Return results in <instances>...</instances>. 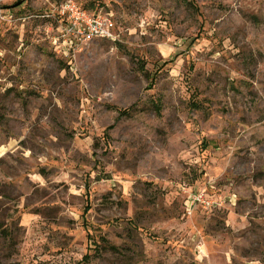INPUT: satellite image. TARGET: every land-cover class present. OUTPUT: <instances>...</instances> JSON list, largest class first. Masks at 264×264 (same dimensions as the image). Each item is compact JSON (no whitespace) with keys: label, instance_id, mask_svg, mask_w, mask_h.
I'll return each instance as SVG.
<instances>
[{"label":"rangeland","instance_id":"1","mask_svg":"<svg viewBox=\"0 0 264 264\" xmlns=\"http://www.w3.org/2000/svg\"><path fill=\"white\" fill-rule=\"evenodd\" d=\"M63 1L0 0V264H264V0Z\"/></svg>","mask_w":264,"mask_h":264},{"label":"built area","instance_id":"2","mask_svg":"<svg viewBox=\"0 0 264 264\" xmlns=\"http://www.w3.org/2000/svg\"><path fill=\"white\" fill-rule=\"evenodd\" d=\"M56 12L53 17L59 26L58 34L53 38V47L57 53L67 56L80 51L83 45L91 41H114L117 38L116 23L108 14L90 12L74 0L63 1L58 5ZM216 205L221 206V203L209 198L202 190L189 195L184 212L191 216L198 208L211 211Z\"/></svg>","mask_w":264,"mask_h":264},{"label":"trees","instance_id":"3","mask_svg":"<svg viewBox=\"0 0 264 264\" xmlns=\"http://www.w3.org/2000/svg\"><path fill=\"white\" fill-rule=\"evenodd\" d=\"M88 260H90V257H89V255L87 254V255L84 256V260L81 261L82 263H80V264H86V262H87Z\"/></svg>","mask_w":264,"mask_h":264}]
</instances>
